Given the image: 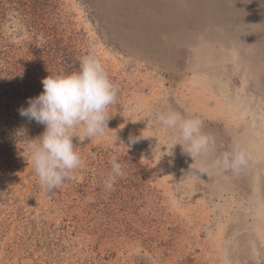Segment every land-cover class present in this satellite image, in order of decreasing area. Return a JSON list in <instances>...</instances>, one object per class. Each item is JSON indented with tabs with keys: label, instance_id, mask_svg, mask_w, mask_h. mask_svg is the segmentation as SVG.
Instances as JSON below:
<instances>
[{
	"label": "rangeland",
	"instance_id": "374dc122",
	"mask_svg": "<svg viewBox=\"0 0 264 264\" xmlns=\"http://www.w3.org/2000/svg\"><path fill=\"white\" fill-rule=\"evenodd\" d=\"M192 2L0 0V264H264L253 227L263 177L259 194L250 174L210 167L234 143L246 148L249 122L224 105L218 84L264 112V0H220L204 15ZM86 55L100 60L118 99L105 135L73 138L82 168L45 192L28 148L44 126L18 110L43 78L78 70ZM204 68L220 78L208 89ZM164 108L203 121L215 139L206 158L172 147L153 122ZM112 157L125 175L106 191Z\"/></svg>",
	"mask_w": 264,
	"mask_h": 264
},
{
	"label": "clouds",
	"instance_id": "9594fccd",
	"mask_svg": "<svg viewBox=\"0 0 264 264\" xmlns=\"http://www.w3.org/2000/svg\"><path fill=\"white\" fill-rule=\"evenodd\" d=\"M41 83L43 91L28 98L27 107L18 111L20 116L44 126L39 137L28 140L29 159L38 185L45 192H52L83 166L73 138L83 142L105 135L111 118L108 108L117 102L118 88L95 55L79 58L78 70L49 75ZM153 122L167 132L172 147L180 145L193 160L206 158L215 145V139L202 131L203 121L194 114L164 108L153 114ZM136 141L137 138H130L129 143ZM248 162L247 150L234 143L210 167L239 172ZM109 164L110 171L103 180L106 191L114 190L118 178L125 175L116 157ZM91 202L93 197H87L86 203Z\"/></svg>",
	"mask_w": 264,
	"mask_h": 264
},
{
	"label": "bare ground",
	"instance_id": "6f19581e",
	"mask_svg": "<svg viewBox=\"0 0 264 264\" xmlns=\"http://www.w3.org/2000/svg\"><path fill=\"white\" fill-rule=\"evenodd\" d=\"M213 2H220V0H193L192 3H190L191 7H195L194 10H196V13L198 14H209V12L215 9L220 8L219 3H213ZM196 5V6H195ZM198 8V9H197ZM210 8V9H208ZM212 9V10H211ZM230 49V55L233 58H236V53L240 55L239 51L236 50L235 46H229ZM233 48V50H232ZM208 54V55H207ZM210 53H205L203 54L198 60L200 61H206V64H209L211 61V56H209ZM204 63L201 64V66L205 67L203 65ZM207 68V67H206ZM203 72L206 74L204 76L203 81V89L205 88H210L212 87V83L219 82V75H208L206 72V69H203ZM202 84V82H201ZM226 82L222 81L218 84L219 86V91L221 92V96L226 99L225 104L226 107L233 112V110L237 113L242 115L243 113H246L249 115V122L245 123V126L241 130L243 133V142L244 146H246L245 149H248V154H249V159L252 162V166L247 165L245 168L241 169L239 172H235V174L241 176L242 173L245 175L253 176L254 180L256 181L255 184H253V188L257 190V192L260 194L262 188L264 187V184L262 185L263 187L258 188L257 184L261 183V178L263 177L264 179V112L260 113H253L252 111L249 110L247 106H244L243 104H246L248 98L244 97V94L241 95H228L225 94L226 90H223L224 85ZM202 88V86H201ZM240 91H243V89H240ZM264 95V93H263ZM264 111V110H262ZM241 133V135H242ZM240 134V133H239ZM202 166L204 164L202 163ZM255 208L258 210L257 214V219L253 225L254 229L257 231L259 234L260 238L264 242V197H261L258 195L257 198V203Z\"/></svg>",
	"mask_w": 264,
	"mask_h": 264
}]
</instances>
